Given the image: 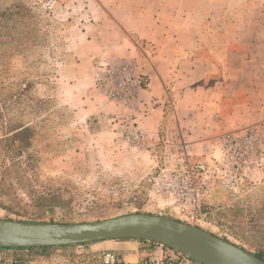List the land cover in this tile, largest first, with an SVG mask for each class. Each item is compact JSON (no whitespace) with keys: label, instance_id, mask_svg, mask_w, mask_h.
Here are the masks:
<instances>
[{"label":"rangeland","instance_id":"374dc122","mask_svg":"<svg viewBox=\"0 0 264 264\" xmlns=\"http://www.w3.org/2000/svg\"><path fill=\"white\" fill-rule=\"evenodd\" d=\"M100 11L94 0H0V27L6 24L10 36H27V49L14 53L10 68L31 83L24 97H11L0 111V219L69 224L156 215L151 178L162 157L176 153L183 141L168 140L162 130L153 144L130 111L148 77L136 63L106 64L89 76L93 84L86 80L78 87L69 72L76 68V36L97 25L93 18ZM103 66L136 68L140 87L130 98L110 97L99 87ZM109 87L116 86L110 81ZM131 124L146 136L143 145L128 135ZM24 128L31 141L21 151L15 137ZM255 162L237 193L214 190L201 225L264 260V157ZM99 256L76 246L0 250V264L19 258L29 264H100Z\"/></svg>","mask_w":264,"mask_h":264},{"label":"crops","instance_id":"0c3cea01","mask_svg":"<svg viewBox=\"0 0 264 264\" xmlns=\"http://www.w3.org/2000/svg\"><path fill=\"white\" fill-rule=\"evenodd\" d=\"M94 2L98 23L76 36L72 49L74 86L93 84L89 76L101 65L136 63L149 84L130 111L153 144L163 130L168 140L202 153L225 134L254 131L264 147V0ZM146 245L112 240L76 247L136 262Z\"/></svg>","mask_w":264,"mask_h":264},{"label":"built area","instance_id":"2783aa9c","mask_svg":"<svg viewBox=\"0 0 264 264\" xmlns=\"http://www.w3.org/2000/svg\"><path fill=\"white\" fill-rule=\"evenodd\" d=\"M135 69L103 66L104 76L97 75L99 87L110 97L130 98L140 87ZM110 81L116 86L114 89L109 87ZM125 120L129 124L131 119L127 117ZM127 133L135 143L143 145L146 136L133 124ZM259 156L264 157L263 142L254 131L225 134L200 154L190 143L181 142L176 153L162 157L151 178V198L156 215L202 227L201 222L208 216L204 207L214 190L221 188L237 193ZM99 259L100 264H200L159 243L147 244L144 255L136 262L126 261L112 251L102 252Z\"/></svg>","mask_w":264,"mask_h":264},{"label":"water","instance_id":"95a60500","mask_svg":"<svg viewBox=\"0 0 264 264\" xmlns=\"http://www.w3.org/2000/svg\"><path fill=\"white\" fill-rule=\"evenodd\" d=\"M112 240L159 243L200 264H264L255 254L202 227L155 214L69 224L0 219V248L71 247Z\"/></svg>","mask_w":264,"mask_h":264},{"label":"trees","instance_id":"16d2710c","mask_svg":"<svg viewBox=\"0 0 264 264\" xmlns=\"http://www.w3.org/2000/svg\"><path fill=\"white\" fill-rule=\"evenodd\" d=\"M7 16V13L4 12L1 14V18H4ZM3 26L0 27V88L1 90L7 89L9 92L7 94H3L0 92V111L3 110V107L5 108L7 101L12 97V99H21L24 97L30 87L31 83L28 82V80L25 79H17V74L15 72H12L10 65H11V59L14 57V53L21 52L27 49V43L25 44V37L27 36H10L6 24H2ZM15 46V48L13 47ZM15 49L13 53H11V49ZM19 50V51H18ZM11 93V91H13ZM10 94V95H9ZM17 140L20 142L21 151L27 147L29 142L31 141L30 136V130L27 128L22 129L20 132L16 133ZM142 243L150 244L152 242L147 241H141ZM86 245V244H82ZM73 247V246H71ZM57 248H65V247H57ZM34 249H42L47 250L49 248H19V249H13V248H0V250H14V251H30ZM256 255V254H255ZM258 256L260 259L262 257ZM263 260V259H262ZM13 264H29L25 259L19 258L16 259Z\"/></svg>","mask_w":264,"mask_h":264}]
</instances>
